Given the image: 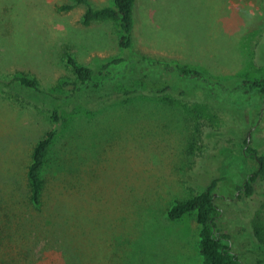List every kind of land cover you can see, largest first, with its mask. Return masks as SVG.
<instances>
[{
	"label": "rangeland",
	"instance_id": "1",
	"mask_svg": "<svg viewBox=\"0 0 264 264\" xmlns=\"http://www.w3.org/2000/svg\"><path fill=\"white\" fill-rule=\"evenodd\" d=\"M71 2L0 0V264H203L195 214L171 219L167 211L216 175L224 176L215 191L223 209L219 225L243 264H264V197L258 193L264 180L253 195H236L258 166L241 156L245 136L264 151L261 100L225 95L229 106L231 99L244 108L242 119L214 104L224 97L221 89L208 95L211 106L196 109L195 117L189 112L188 121H176L152 100H139L132 116L120 106L70 114L79 104L89 109L84 98L139 82L153 59L199 64L231 80L264 75V0H137L128 58L152 60H143L142 73L133 71L134 63L129 72L111 67L98 75V86L82 85L75 101L61 104V134L45 167L49 189L35 206L26 169L33 144L53 125L55 99H73L62 88L74 78L66 55L93 65L125 54L115 22L84 25L83 5L59 9ZM23 75L36 78L37 88L24 86L17 78ZM237 81L227 88L238 91ZM155 104L157 111H148ZM217 128L231 131L211 139L208 130ZM221 146L220 166H212L217 157L201 158L190 179L187 168L198 154Z\"/></svg>",
	"mask_w": 264,
	"mask_h": 264
},
{
	"label": "trees",
	"instance_id": "2",
	"mask_svg": "<svg viewBox=\"0 0 264 264\" xmlns=\"http://www.w3.org/2000/svg\"><path fill=\"white\" fill-rule=\"evenodd\" d=\"M71 3H64L59 6L61 10L72 9L76 5H83L84 10L81 16L82 23L89 25L95 21L111 20L117 24L118 28V45L125 53L123 56L112 57L106 61L96 62L93 65L84 64L77 61L72 55H66V63L73 74V79H65L62 83L64 91L73 92V99L70 100L69 95L62 98H56V102L52 105L50 110V118L53 125L47 129L44 134L36 140L33 144L30 161L26 169V178L28 185L29 198L35 206L41 204L43 192L46 188L49 189V178L45 176V167L47 163V156L51 151L55 140L61 134L62 117H61V104L66 105L77 99V94L81 89L84 90L82 85L87 89L92 85H99L97 79L98 75L107 72L111 67L122 65L123 72L131 70L132 64L136 65L133 71H139L144 62L143 60H152L147 56L138 58L128 57L133 54L134 48L132 44V34L134 27V8L137 0H111L107 5H95L92 0H71ZM140 72V71H139ZM142 73V72H140ZM223 73H214L210 68H204L199 64H191L188 62H181L179 60H159L153 59L150 69L141 75V80L136 81L131 85L118 86L108 92L97 97H87L83 99L85 107L82 108L79 104L72 111L71 115H77L81 109L84 113H94L101 111L105 107L120 106L128 109L127 113L131 116L133 113L131 109L136 108V105L141 101H156L157 104L161 103L162 109L170 115L173 119L187 118L190 120L191 112L193 114L196 109L206 106H211L212 100H209L208 95L218 89L225 90L224 97L219 98L214 102L216 106L228 111L234 116H239L242 119L243 107L237 105L231 99L233 107L229 106L225 100V95H238L251 94L253 97L258 98L263 102L261 109L258 111V118L264 120V75L258 78L235 77L238 80V91L234 92V88L228 89L227 86L232 82L231 79L223 77ZM230 77V76H229ZM20 82L27 87L37 88V79L29 76H19ZM80 84L79 87H75ZM71 85V89H65L64 86ZM138 86H141L137 88ZM199 86V87H198ZM81 90V91H82ZM196 90V91H195ZM80 91V92H81ZM200 91V92H199ZM79 92V93H80ZM190 94V98H186ZM228 98V97H227ZM188 99V100H186ZM187 101H194V108H190ZM252 101V100H251ZM193 103V102H192ZM147 104V102H146ZM142 106H144L142 104ZM149 107H153L150 106ZM237 107V110H236ZM156 104L153 108H147L148 111L155 113L157 111ZM195 117V114H193ZM223 130V129H222ZM209 129L212 135L211 139L218 138L230 129ZM248 135V134H247ZM205 136V135H204ZM206 139L207 136H205ZM245 147L241 150V156L251 160L257 161V168L246 174L242 185L238 186V192L244 193L246 196L253 195L256 191L255 186L264 180V151H259L257 148L249 145V138L245 136ZM213 149V148H212ZM210 150L204 157L199 154L195 158V163L189 166L186 174L190 179V171L195 168L196 161L199 159L218 158L214 161L212 166H220L221 159L224 158L223 146L217 152ZM212 151V152H211ZM50 178L57 185V173L54 172ZM224 178L223 175H216L205 181L204 187L201 191L193 193L191 196L183 199H178L168 208V217L177 219L186 213H194L196 221L199 224V251L203 257V264H243L237 252L233 250L231 244V235L228 231L223 230L219 225L220 218L223 213L222 207L218 204L217 199L220 195H216V187L219 182ZM186 181V180H185ZM188 183V182H187ZM264 197V190L258 192Z\"/></svg>",
	"mask_w": 264,
	"mask_h": 264
}]
</instances>
